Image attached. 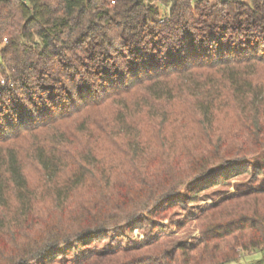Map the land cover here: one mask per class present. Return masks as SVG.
Here are the masks:
<instances>
[{"label": "trees", "instance_id": "trees-1", "mask_svg": "<svg viewBox=\"0 0 264 264\" xmlns=\"http://www.w3.org/2000/svg\"><path fill=\"white\" fill-rule=\"evenodd\" d=\"M263 71L264 0H0V240L27 225L41 201L24 159L72 225L13 250L0 245V264H231L264 253V180L201 214L202 238L189 246L166 248L148 232L135 248H96L112 227L144 228L148 216L195 203L249 167L264 173ZM185 99L205 130L237 108L251 146L233 156L190 153L177 179L143 181L141 198L138 190L116 198L109 178L99 197H78L89 184L85 165L100 162L97 138L122 136L144 153L139 117L159 120L160 131ZM111 105L113 120H94ZM76 117L70 131L65 123Z\"/></svg>", "mask_w": 264, "mask_h": 264}, {"label": "rangeland", "instance_id": "rangeland-1", "mask_svg": "<svg viewBox=\"0 0 264 264\" xmlns=\"http://www.w3.org/2000/svg\"><path fill=\"white\" fill-rule=\"evenodd\" d=\"M249 2V0H242ZM163 10V9H162ZM164 11V10H163ZM264 77V71H263ZM3 83V82H2ZM133 100V99H132ZM264 109V106L262 110ZM238 109L229 112H220L214 116V125L210 130H205L200 122L194 103L191 100H181L171 107L170 119L163 124L161 130L157 128V122L145 116H140V134L146 137L147 148L144 153L134 155L126 146V140L122 137H111L109 139H98V147H93L99 156L100 162L97 168L93 165H85L88 172L87 190L78 195L79 198L88 200L89 196L98 195L101 186L109 178L116 198L131 196L136 193L138 198L143 196V181L157 179L171 181L187 169L184 165L190 153L197 154L210 149L215 155L221 150L235 155L238 148L243 145L245 148L251 146V139L248 138V131L239 122ZM117 108L111 105L102 109L94 115V120L110 121L115 118ZM264 122V112L262 113ZM92 115V116H93ZM83 119V118H82ZM81 118L69 120L65 123L70 131L79 128ZM152 120V121H151ZM264 124V123H262ZM236 134L240 141L229 139V134ZM84 133H78L83 136ZM222 141V142H221ZM24 147V145H23ZM78 154V153H77ZM252 160V159H251ZM24 170L27 175L29 186L37 192V198L41 199L32 220L27 225L12 227L10 231L3 233L0 245L7 250H13L43 235L49 228H60L68 230L72 227L69 216L66 212L57 210L52 202V197L46 191H50L49 184L45 183L39 168L29 159H24ZM248 171H242L231 176L225 183H219L204 191L201 198L188 206L179 205L158 215L148 216L146 227H136L129 231V226L112 227L109 230V237L101 244H97L98 250H114L119 246L135 248L148 240L146 233L158 232L162 243L166 248H178L189 246L202 238V227L204 222L199 218L201 214H207L206 210L211 206H217L224 198L239 193V190L259 186L264 180V173L256 177V170L249 167ZM104 171V173H102ZM169 183V182H168ZM95 198V197H94ZM78 200V199H76ZM209 218V217H208ZM210 221V220H209ZM217 222V220H216ZM220 222V221H219ZM152 224L158 225V229ZM154 230V231H152ZM264 258V253L255 251L243 255L237 262L231 264H254ZM221 260H213L207 264H222Z\"/></svg>", "mask_w": 264, "mask_h": 264}]
</instances>
